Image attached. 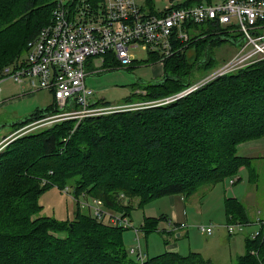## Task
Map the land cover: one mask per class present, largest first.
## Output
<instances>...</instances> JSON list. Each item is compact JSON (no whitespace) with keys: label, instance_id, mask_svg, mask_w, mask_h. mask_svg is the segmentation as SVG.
I'll return each mask as SVG.
<instances>
[{"label":"trees","instance_id":"16d2710c","mask_svg":"<svg viewBox=\"0 0 264 264\" xmlns=\"http://www.w3.org/2000/svg\"><path fill=\"white\" fill-rule=\"evenodd\" d=\"M79 1L74 0L72 9L80 5ZM87 1L99 3L101 0ZM212 2L183 0L176 7ZM148 4L151 6L152 1L148 0ZM55 5V0H0V73L25 57L28 42L51 24ZM150 14L157 15L158 12L151 8ZM201 25L204 32L198 34L196 29L200 25H188L190 29L195 28L189 32L190 40L176 45L177 48L184 47V51L164 62L160 80L136 84L125 103L137 97L135 90L139 86L146 90L149 101L181 93L193 84L192 74L196 69L203 68L206 75L219 66L214 56L216 49L225 43L238 46L243 39L240 34L229 33L228 28ZM191 50L194 51L192 56L188 55ZM108 57L105 56V63ZM157 60V56L150 55L148 62ZM111 61L118 65L116 59ZM232 109L238 110L231 113L234 120H218V114ZM63 111L65 109H58L54 99L49 109L37 111L15 126L22 127ZM185 119L191 124L183 127L188 132L194 133V129L201 126L195 131L200 132L197 137L204 148L212 140L208 138V143L204 139L208 135L206 128L231 122L236 129L228 137L224 151L220 145V151L212 148L211 153L187 149L183 162L175 158L173 161L167 154L158 156L165 139L173 134V131L168 133L172 124L182 123ZM33 132L17 138L0 151V189L16 177L27 183L26 189H14L13 193L0 197V264H56L58 260L65 264H98L99 261L140 264L130 257L124 246V229L97 222L90 214H82L79 205L73 228L70 219L59 222L42 217V207L38 204L40 195L52 186L60 189L70 186L75 196L85 194L100 199L107 207L130 216L133 206L124 205L121 194L131 200L138 199L140 206H145L166 196L183 195L187 199L202 186H215L238 176L242 167L251 164L250 158L238 156V144L264 138V60L220 77L170 104L87 117L81 121L65 120ZM140 133L143 143L135 148ZM201 134L205 135L202 139ZM96 151L100 152L98 156L93 155ZM159 158L162 164L155 165L153 162L160 161ZM150 160L153 165L149 164ZM68 162L69 165L63 167ZM175 167L189 172L182 176L170 174ZM72 179L76 181L74 186L67 185ZM225 204L228 223H253L243 203L227 199ZM160 222L146 219L142 226L145 236L158 231ZM60 233H65V237L56 236ZM246 239V252L233 264H264V229L256 239H251V235ZM198 257L197 254L184 257L167 252L147 258L143 264H212Z\"/></svg>","mask_w":264,"mask_h":264},{"label":"built area","instance_id":"2783aa9c","mask_svg":"<svg viewBox=\"0 0 264 264\" xmlns=\"http://www.w3.org/2000/svg\"><path fill=\"white\" fill-rule=\"evenodd\" d=\"M55 1L51 24L28 42L27 53L21 61L5 67L0 73V86L7 80L22 84L28 79L33 92L52 91L60 109H66L36 122L33 127L47 125L51 119L54 122L81 121L87 117L129 110V106H105L91 102L93 93L86 86L87 62L96 57L105 62L108 55L117 60L119 68L129 69L136 61L131 50L143 49L149 55L157 56L156 63L163 65L167 59L184 51V47L177 48L176 45L189 41L188 25L209 24L228 28L230 33L242 35L245 44L239 47L229 62L213 69L196 85L175 97L165 98L162 103L180 99L219 77L264 60V0H222L217 4L203 3L183 8L176 7L183 1L178 0L180 2L157 15L145 13L136 0H101L99 3L80 0L75 10L71 7L74 0ZM75 106L78 108L73 110ZM63 192L70 193V186ZM83 198L88 202L79 200V205L82 207L83 204L97 222L114 228L134 229L126 212L114 214L102 200L85 194ZM120 198L124 203L125 195L121 194ZM180 226L187 227L184 223ZM250 226L257 227L251 233V239H256L264 229V218L259 217L250 224L227 223L224 227L229 235H236ZM216 228L214 225L197 227L208 238L214 236ZM135 232L139 244L129 249V254L143 264L147 255L142 250L140 234L144 231L141 227Z\"/></svg>","mask_w":264,"mask_h":264},{"label":"rangeland","instance_id":"374dc122","mask_svg":"<svg viewBox=\"0 0 264 264\" xmlns=\"http://www.w3.org/2000/svg\"><path fill=\"white\" fill-rule=\"evenodd\" d=\"M151 1V6H149L148 0H136V4L140 8H142L145 13H150L151 8H153L154 11H157L159 13L160 11L170 8L173 4H177L178 2H180L178 0ZM212 1V3L217 4L222 0ZM198 27L199 31L196 29L197 34L199 32H204V27L202 25ZM214 27L216 26L214 25L213 28ZM194 29L195 28L191 27L189 32L192 33L193 31H195ZM243 44H245V41L242 39L238 42V46H234L230 43H225L224 46L219 49H216L214 51V56L219 66L229 62L236 54L239 47H241ZM131 53L134 55L136 61L135 64L131 66L132 69L130 70L126 69L127 67H118L119 69L113 67L116 63L109 61L111 60V58H108V62L106 63L103 62L101 58L97 57L89 60L91 61L89 64V61L87 62L86 68L89 75L86 78V86L93 93L91 97V102L95 100L101 103H105L108 106H129V110L132 111L143 108L163 106L166 104L173 103L179 99L178 98L176 100L167 101L168 103H162V100L164 99L149 101L148 99H146V90L142 86H139L135 90V94L137 95V97L132 102L125 103L126 99L130 97V95L134 92L133 88L136 84L150 83L156 80H160L162 78L161 66L152 65L148 62V60L150 59L148 51H145L143 49H133L131 50ZM193 54L194 51L192 50L188 53V55L190 56H192ZM204 75L205 73L203 71V68L196 69L192 74L193 84L191 86L196 85L199 80L204 77ZM215 80L209 83H212ZM209 83L202 85V87H200L199 89H202L205 85H208ZM1 85L5 89V92L3 94H0V151H2L11 142H13L19 137L29 135L33 131V133H36L38 131H41V129L49 128L54 124L58 123L57 121L54 122L53 119H51L48 122L45 120L47 122V125L38 127L32 126L40 120L51 117L47 116L41 119L33 120L28 124L26 123L22 127L15 126V124L23 122L33 113L37 111L43 112L49 109L50 106L54 103V94L50 90H39L37 92H33V89L28 79H26L25 82L22 84L15 83L13 80H8L7 82ZM199 89H197L196 91H198ZM171 97L175 96H169L168 98ZM57 107L58 109H60L59 104H57ZM75 109L76 108H73V110ZM262 110L263 109L260 106V111ZM237 111V109H232L228 113L225 111L223 112V114H218V120L222 121L223 118L226 120H234L233 116H231V113ZM182 121V123L172 124V129H170L168 133L173 131V134L169 135V138L165 139L164 144L161 146L162 152L160 153L158 151V156H164L165 154H167L168 157H172L173 161L175 158V160H182L183 162L186 158H183V156H185V151L187 149L205 150V152L202 151L201 153H211L215 148V151L219 150L218 146L220 145L222 146L221 148L224 151V145L227 143L228 137L230 135H233L234 129H236L234 128L233 123L231 122L228 124L223 123L222 125H219L215 128H206V133L208 134L207 137L204 138V134H201L199 137L201 139L204 138L206 142H208V138H211L212 140L208 147L204 148V145L197 137L200 132L195 131L200 130L201 126L196 127L194 129V133L188 132L183 127L185 125L189 127L190 123L188 122V124L186 119ZM179 129L183 130L181 131ZM143 139L144 138L140 133L136 140V145L134 147L139 148L143 143ZM132 144L133 142H131V145ZM237 151L238 156L250 158L251 164L249 167H242L238 176L226 179L224 182L219 183L215 186L200 187V190L197 191L194 195L187 198L186 201L184 200L183 195H176L174 201L172 200L171 196H166L150 201L145 206H140V202L138 199L131 200L126 197L123 204L133 206L131 217L133 219L132 225L134 229H124L123 243L125 248H128L129 250L133 247H138L139 242L136 238L135 229H141V227L145 223V220L151 218L157 219L161 222L157 226L158 231L150 233L148 237H145V234H143L142 232L140 234V244L143 252L146 255L148 254L147 258H154L163 255L169 252L175 244H178L180 246V251L178 252L179 255L186 257L190 256L191 254L198 253L201 256H199L200 259L202 258L206 260V254L208 255L209 249L205 248V238L199 232L197 227L209 226L211 224L217 226V230L219 224L227 225L229 219L227 220L226 204L224 200L236 199L237 201L243 203L247 208V211L250 214L253 222H255L259 217H264V138L260 140L240 143L237 146ZM99 153L100 152L96 151L93 155L98 156ZM78 160H80V158H77V161ZM153 163L155 165L162 164L161 160L155 161ZM153 163L152 160H150L149 164L153 165ZM68 165L69 162L64 163L63 167H67ZM179 167H181V165ZM179 167H175L172 169L170 168V174L177 173L182 176L184 173L189 172L188 169L182 171ZM192 172L193 171H191L189 174H191ZM75 183V179H72L67 185L74 186ZM26 187V180L22 179L21 177L9 179V181L4 185V187L0 189V197L13 193L14 189H26ZM64 190L65 189H60L57 186H52L46 192L40 195L38 199V204L40 205V207H42L40 210V216L50 217L59 222H65L70 219L72 221L71 224L74 226L76 220L75 212L77 207L79 208L80 206L78 201L80 200L82 203H86L88 202V200L83 198V194L80 195V197L75 196L73 188H70V193L66 192L67 194L63 192ZM223 204L225 213L222 210ZM174 208L177 212V217L179 220L176 223H186V225L188 226L187 230H190V238L182 237L178 239L175 235L168 236L164 233H159L161 228L165 226L166 222L164 220L166 218H173ZM109 210L112 211L114 214H120L121 212L120 210L112 208H110ZM81 211L82 214L89 215L88 210L83 207V204L81 207ZM251 229L252 227L245 228L243 232L239 233V237L241 239H244L247 234H249L250 236ZM65 235V233L56 234V236L60 238H64ZM246 238L245 241L242 240L244 246L247 241ZM200 248L202 249L199 250ZM245 250L246 249H244L243 251V248L241 247L239 252L241 251V254H243ZM252 253H254L253 255H256L255 252ZM130 257L136 259L134 256L130 255ZM239 257H235V259H233V261L231 262L215 261L214 264H233L237 261ZM65 263L66 262H64L63 260H58V262H56V264ZM98 264L110 263L99 261Z\"/></svg>","mask_w":264,"mask_h":264},{"label":"crops","instance_id":"0c3cea01","mask_svg":"<svg viewBox=\"0 0 264 264\" xmlns=\"http://www.w3.org/2000/svg\"><path fill=\"white\" fill-rule=\"evenodd\" d=\"M108 58H111V60L112 59L115 60V58L113 56H109ZM111 60H109V61H111ZM90 62L91 61H89L88 64ZM134 64H135V62H134ZM150 64H152V65H160L161 66V74L163 75V65L162 64L153 63V62L150 63ZM114 67L115 68H118L119 67V63H118V65H115ZM88 75H89V73H88ZM7 81H4L3 83H5ZM0 87L2 88L0 94H3L5 92V89L2 87V85ZM93 102L95 103V102H98V101L93 100ZM175 196L176 195H172L171 196L173 201H174ZM184 200L186 201L185 198H184ZM224 201H226V200H224ZM222 208H223L222 209L223 212L225 213L224 204H223ZM130 218L133 221L131 215H130ZM172 219L166 218L164 220L166 222L165 223V226L163 228L159 227V228H161V230L159 231V233L161 232V233H164L165 235H168V236L175 235L176 238H178V239L179 238H182V237H188V238H190V230H187L188 229V226L186 228H182L180 226L181 224H183L182 222H181V224L176 223L179 220H178L177 212H176L175 208H174L173 218ZM228 219H229V217L227 216V220ZM172 224L175 225V227ZM224 226H225L224 224H219L218 225V229L215 231L214 236H212L210 238H208V237H206V236H204L202 234V236L205 238V241H206L205 248H208L209 249L208 255L206 254V257H207L206 261H209L212 264H214L215 261H229V262H231V261H233V259H235V257H239V255L241 254V251L239 252V250L241 249V247L243 248V251H244V249H246L247 241H246V244L244 246L243 245L244 243H243L242 240L245 241V238L247 236H249V234H247L246 237H244V239H241L239 237L240 236L239 233L236 234V235H229L227 233V231H226V229H225ZM256 230H257V227H252L251 233H253ZM145 237H148V236H145ZM190 246H191V244H190ZM201 249L202 248H200L199 250H201ZM179 251H180V246L178 244H175L173 246V248L169 251V253H177V254H179L178 253ZM245 252H246V250H245ZM196 254L198 256H200V254H198V253H196ZM243 254H241V255H243Z\"/></svg>","mask_w":264,"mask_h":264},{"label":"water","instance_id":"95a60500","mask_svg":"<svg viewBox=\"0 0 264 264\" xmlns=\"http://www.w3.org/2000/svg\"><path fill=\"white\" fill-rule=\"evenodd\" d=\"M71 227H73V225L71 224Z\"/></svg>","mask_w":264,"mask_h":264}]
</instances>
